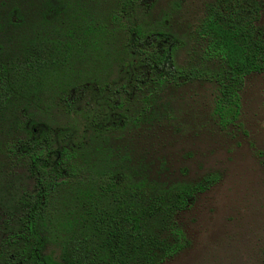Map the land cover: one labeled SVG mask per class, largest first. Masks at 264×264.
Listing matches in <instances>:
<instances>
[{"label":"trees","instance_id":"obj_1","mask_svg":"<svg viewBox=\"0 0 264 264\" xmlns=\"http://www.w3.org/2000/svg\"><path fill=\"white\" fill-rule=\"evenodd\" d=\"M158 2L0 0V264H164L183 249L178 219L217 177L166 179L116 143L195 82L236 126L264 72V3H210L184 66L181 39L149 23Z\"/></svg>","mask_w":264,"mask_h":264},{"label":"rangeland","instance_id":"obj_2","mask_svg":"<svg viewBox=\"0 0 264 264\" xmlns=\"http://www.w3.org/2000/svg\"><path fill=\"white\" fill-rule=\"evenodd\" d=\"M214 1L159 0L149 23L181 39L180 65L194 62L195 29ZM259 26L264 30V11ZM215 95L205 82L168 90L161 120L116 143L166 179L217 177L180 215L184 247L164 264H264V72L246 78L236 126L214 119Z\"/></svg>","mask_w":264,"mask_h":264}]
</instances>
